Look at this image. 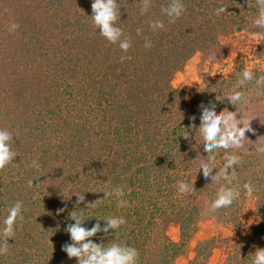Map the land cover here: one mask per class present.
<instances>
[{
  "label": "rangeland",
  "instance_id": "1",
  "mask_svg": "<svg viewBox=\"0 0 264 264\" xmlns=\"http://www.w3.org/2000/svg\"><path fill=\"white\" fill-rule=\"evenodd\" d=\"M91 2L0 0V128L13 134L17 153L0 169V228L11 205L23 202L0 264H76L62 251L77 201L63 195L72 192H84L79 207L98 199L85 212L93 216L87 227L97 217H124L116 232L92 239L135 247L137 264H251L264 248V153L254 147L264 141V95L253 92L242 109L255 131L246 132L234 181L258 191L228 209L207 213L215 198L209 189L219 185L195 173L206 155L195 130L189 139L181 134L199 124L202 104L235 111L211 90L197 91L193 81L207 83L209 53L216 51L222 72L205 74L209 87H231L247 66L264 74V41L251 26L254 0H183L173 23L161 11L169 0H151L143 14L140 0H117L127 52L99 35ZM221 4L227 12L217 16ZM156 20L163 29L149 26ZM13 22L19 27L9 32ZM193 177L195 192L178 193L177 181ZM114 187L123 195L103 197ZM121 199L127 206H118Z\"/></svg>",
  "mask_w": 264,
  "mask_h": 264
},
{
  "label": "clouds",
  "instance_id": "2",
  "mask_svg": "<svg viewBox=\"0 0 264 264\" xmlns=\"http://www.w3.org/2000/svg\"><path fill=\"white\" fill-rule=\"evenodd\" d=\"M151 0H140L141 14L146 12ZM253 6L256 14L251 19L252 28L259 29L253 33L254 39L264 41V0H254ZM227 5L221 4L215 9V15L219 16L226 11ZM161 11L168 18L169 23L175 22L184 12L183 0H169L166 7ZM120 15V6L117 0H92L91 2V22L100 36L111 44H118L119 48L127 52L130 41L123 38V30L116 26V21ZM153 30L163 29L164 23L161 20L150 22ZM19 25L15 22L8 26V31L13 32ZM145 47H151L150 42H145ZM123 59V57H122ZM216 51L209 53L205 61L203 71L204 80L207 83L193 81L197 84V91L204 92L211 90L215 93V100L227 101L235 107V111L227 107L220 111L216 110L214 103L200 106L199 124H192L181 135L189 139L190 133L195 130L199 139L194 135L195 145L203 147V158L195 162V173L199 169L206 178H210L211 183L219 185L216 190L215 198L210 202L206 211L215 214L221 209H228L239 202L241 195L252 196L258 191L257 186L250 181H245L242 185L234 184L236 181L235 169L242 163L239 150L244 148L245 140L248 138L246 132H254L250 121L253 117H247L242 111L246 108L248 101L253 95H264V74H258V70L247 66L236 74V83L227 89L209 87L207 76H215L220 68L215 64ZM222 73V72H221ZM193 82L190 84L192 85ZM252 85L249 88V85ZM189 85V84H184ZM190 119H195L191 117ZM13 134L4 128H0V169L13 162L17 153L12 150ZM193 145V144H192ZM191 145V146H192ZM196 147V148H197ZM257 153H264V141L258 142L255 146ZM223 150L224 155L221 161H217L216 154ZM228 150H232L229 152ZM31 167L38 168L36 160L31 162ZM215 169V171H213ZM223 181V183H221ZM29 186H33V179L28 181ZM88 192V191H87ZM177 192L180 194H190L195 192L194 177L191 180H178ZM84 193V192H83ZM83 193H70L64 199H69L72 195L77 197L76 207L69 212L68 216L74 223H68L65 231L69 234L70 242L62 246L69 259L75 258L76 264H137L139 253L135 247L121 243H98L93 240L97 234L108 235L110 230L116 232L126 221L123 216H105L98 218L91 227L85 226V221L93 216L84 218L88 209L94 208L98 201L88 203L85 207H79L80 202L85 200ZM104 196L114 195L120 197L123 191L119 187H114L110 192H103ZM119 207L127 206V201L119 200ZM23 208L22 201H16L8 209V214L3 220V227L0 228V254L7 251L8 239L14 235V224L18 217H21ZM59 211H64L60 209ZM22 218V217H21ZM101 220L103 223H101ZM251 264H264V248H257L251 257Z\"/></svg>",
  "mask_w": 264,
  "mask_h": 264
},
{
  "label": "trees",
  "instance_id": "3",
  "mask_svg": "<svg viewBox=\"0 0 264 264\" xmlns=\"http://www.w3.org/2000/svg\"><path fill=\"white\" fill-rule=\"evenodd\" d=\"M196 172H197L198 174H200V175H203V174H202V171H201V170H199V169H198ZM209 179H210V178H209ZM221 182H222V181H221ZM216 190H217V189H215V190L211 191V190L209 189V192H212V193L215 195V193H216Z\"/></svg>",
  "mask_w": 264,
  "mask_h": 264
}]
</instances>
